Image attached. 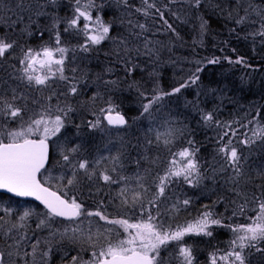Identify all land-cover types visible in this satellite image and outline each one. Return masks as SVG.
<instances>
[{
	"label": "snow or ice",
	"instance_id": "snow-or-ice-1",
	"mask_svg": "<svg viewBox=\"0 0 264 264\" xmlns=\"http://www.w3.org/2000/svg\"><path fill=\"white\" fill-rule=\"evenodd\" d=\"M10 0H0V21L6 18L7 13H11L15 19H9L10 25L23 24L20 34L32 35V26L35 24L40 27L39 20L41 17H48L50 24L46 26L45 31L54 33L51 39L40 45L38 48L23 49V64L20 77L27 80L29 85L42 86V89H50L51 94L45 97V103L40 105V111L32 112L25 120L24 116L31 110L28 107V97L24 92H17L12 88L11 95L0 91V189L15 194L19 197H35L46 209L43 213H36L32 209H25L18 216L19 223H11L9 227L3 228V217H0V231L8 236L14 229H25V222L33 215L37 216V229L50 227L56 218H65L77 227L64 228L63 231L56 229L49 233L50 239H55L59 244L67 240L72 245L87 243L90 251V259L82 260L78 256H72L70 264H169L171 255H162L166 252L172 242H176V259L179 264H194L195 256L193 255V246L185 243L186 236H206L212 237L214 226L228 227L234 235L229 243V251L219 257L221 261H227V264H253V257L259 255L261 264H264V191L257 195L255 192L247 191L249 185L253 182V177L246 171L245 163L247 157L242 151L243 146L256 144L259 140L264 145V125L257 120V127L253 130L252 136L240 140L236 143L232 139L225 140L224 137L229 135L224 132L220 137V144L217 148V155L223 161V164L217 168L210 166L204 171L202 165L197 160L199 149L194 146L192 140H188V147L172 152L171 146L176 142L178 135H183V130L176 125L181 123L176 118L165 120L159 127L149 126L142 136H131L133 129L141 118L148 120L152 125L157 124L155 113H159L164 108L166 98L180 94L182 90L197 85L200 81L199 73L202 72V61H195L197 65L194 71L186 80L180 82L178 86L172 87L170 91H164L158 84L152 89L151 95H146L140 91V85L133 81L128 85L129 88H135L138 94L147 100L141 104V111L138 117H126L123 114L120 105L112 98V89L106 88V93H101L98 89L101 84L104 86L111 85L113 88L118 87L120 81L103 80L101 74L96 76L91 84L96 85L97 91L90 97L87 102H80L79 107L83 108L87 103L93 119L86 120L83 123L90 130L101 133L106 141L103 145L104 151L108 155L99 153L91 156V153L84 148V143H70L71 137L65 138L64 145H57L59 155L58 160H50L49 139L56 136L58 139L62 129L72 125L71 114L77 111L70 102V98L81 94V87H88V72L71 65L76 62L78 52L89 53L99 46L105 40L112 43L111 55L115 61L120 63L125 70V74H131L138 67L137 58L141 55L147 57L159 58V53L152 45V40L146 35L151 31L148 23L139 21H128L127 36H110L112 29L111 22L105 23L100 16L93 19L91 12L83 9L95 8L94 0H89L85 5H81L80 0H75L76 7L71 19L59 16L57 11H47L49 7L55 9L59 0H16L13 7H9ZM126 7H130L128 0H122ZM177 0H169V3H176ZM186 2L190 8L199 9L204 0H181ZM146 7L135 9L136 12H142L145 18L155 20L159 17L161 22L166 25V30L175 33V29L167 19L164 12L171 9L168 4L163 5V10L157 8L156 3H148L143 0ZM155 10L154 12L151 10ZM251 9V13L249 12ZM260 17L261 22L258 30L252 33L253 36H259L264 41V9L254 7L252 4L244 9V15L236 19L237 24L256 23L250 20L251 14ZM179 19V14H174ZM232 14L229 13V16ZM83 18L86 23L80 28L79 22ZM65 24L63 34L69 39H62L60 25ZM206 21L200 25L201 33L206 29ZM44 32H40L43 38ZM84 37V42L76 45L71 44V39ZM178 35V34H177ZM142 41V43H141ZM158 43V42H157ZM17 41L10 39L6 34L0 35V58L9 53L14 47H17ZM234 51V50H233ZM72 53L69 58V53ZM66 61H68L67 71L71 75H66ZM155 62V61H153ZM219 58L209 59L207 63H219ZM231 63L246 64L243 57H238ZM112 67L105 68V73H112ZM81 74L78 76L77 73ZM151 75L158 77L157 72ZM62 82V85H58ZM62 87L63 91L57 95V89L53 86ZM222 91L219 89H208V92ZM200 92L196 93L195 100L186 101V106L191 107L204 113L199 106ZM207 94V93H205ZM64 100L61 102L60 97ZM107 96V98H105ZM55 98L57 103L53 106L50 102ZM97 101H102L104 106L96 107ZM259 112H257V117ZM255 119V118H254ZM131 121V122H130ZM205 124L211 126L214 121L213 112L203 114ZM15 122L17 127H10ZM250 121L249 123H252ZM76 136L82 138L81 126L74 125ZM221 127H230L224 124ZM163 129V131L161 130ZM139 130V129H137ZM234 134V133H233ZM135 139L136 143L132 140ZM142 141V143H141ZM163 146L171 154V158L165 161L166 167L163 168V175L157 173L154 184L155 194L148 200L149 208H145L144 194L149 189L145 187L143 181L146 176L150 175V170L144 168L140 171L141 164H157L158 158H151L148 155L149 148ZM137 152L138 158L132 160L136 165L137 173L132 177H127L121 173L126 168V162L131 157L130 150ZM59 175H52V171ZM47 173V175H42ZM227 173L230 175L226 176ZM116 177L114 179L113 177ZM220 178L225 185H230L232 195L243 201L237 205V211L233 215H243L247 205L255 203L257 205V214L249 218L246 224L226 225L221 218H217L206 205L202 211L192 221L185 222L184 225H169L165 228L164 223L158 219L161 216L160 204L162 198L167 199L166 190H170L171 184L176 181L196 188L205 184V181L217 183ZM256 178L264 179V167L256 171ZM42 180L44 182H42ZM51 180H56V190H52ZM97 180L111 184H122L117 194L121 203L129 206L130 211H135L143 218L136 222H130V218H110L101 208H105L103 201H100L96 210H89L85 207L82 196L78 194L83 187H87ZM85 182H88L86 184ZM130 182H134L136 187L132 188ZM48 183L49 186H45ZM258 190H264V185H256ZM99 191V189H97ZM73 193L69 195L68 193ZM189 199L178 201L172 205L169 211H178V205L187 207L190 204ZM236 203L235 200L232 201ZM152 207L155 208L156 216L152 215ZM5 213L11 214V208H4ZM93 217L103 224H96L95 230ZM85 225V227H81ZM103 228V231L101 230ZM115 229V233H114ZM113 234L115 239H113ZM25 236L21 235L20 239ZM104 243L101 244L100 240ZM14 239L15 247L19 245L20 240ZM41 243L37 240L31 247L32 256L35 258L38 245ZM48 251L43 253L47 257L52 251L50 241H45ZM81 251L85 249H80ZM17 253L19 249H16ZM12 252L5 253L0 251V264H10L6 261V256L11 257ZM27 256L28 254L25 253ZM212 264H217V256L212 254Z\"/></svg>",
	"mask_w": 264,
	"mask_h": 264
},
{
	"label": "trees",
	"instance_id": "trees-1",
	"mask_svg": "<svg viewBox=\"0 0 264 264\" xmlns=\"http://www.w3.org/2000/svg\"><path fill=\"white\" fill-rule=\"evenodd\" d=\"M15 2L16 0H10L9 7H13ZM88 2L89 0H80L81 5ZM152 2L153 0H148V3ZM154 2L157 8H161V10H163L164 4H168L171 12L165 11L164 15L168 23L175 29V33L166 30V25L161 22L159 17H156L153 21L150 18H145L142 12L135 11L137 8L146 7L143 0H128L130 7H126L122 0H94L95 8H82V10L90 11L93 19L100 16L106 24L111 22L112 29L109 35L113 37L128 35L129 20L148 23L151 31L146 35L152 40L153 43L150 47L157 49L159 58L157 60L155 57L141 55L136 61L139 67L131 74L126 75L124 68L111 55L112 43L109 40L95 46L94 50L89 53L78 52L76 62L71 66L87 70L89 86L81 87V94L70 98L69 102L77 108V111L71 114L73 124L68 125L66 129L58 134L59 139L55 137L50 141V160L59 159L57 145H64L67 137H71L70 143L83 142L84 148L91 153L92 157L98 154L97 149H99L100 154L108 155L103 148L106 142L103 135L98 131L88 129L83 123L86 120L93 119L87 103L83 108L79 107L80 102L89 101L90 97L97 91L96 85L91 84V81L95 80L98 74H101L103 80L119 79L118 87L113 88L111 85L104 86L101 84L98 90L101 93H106V88L112 89V98L120 105L123 114L126 117H138L141 104L146 103L147 100L142 98L135 88H129V84L137 81L140 85V91L146 95L152 94V89L156 87L157 82L164 91H170L172 87L178 86L194 71L197 66L194 63L195 61H202L201 67L203 70L199 73L200 81L197 85L182 90L180 94L166 98L164 108L159 113H155L156 125H152L150 121L141 118L137 125L130 130L132 137L142 136L149 126L159 127L165 120L176 118L181 122L176 127L183 130V135L177 136L175 144L171 146L172 152L188 147L187 141L192 140L194 146L199 149L197 160L202 165V171L210 166L219 168L223 164L216 150L220 144L219 137L224 132L229 133L227 137H224L225 140L232 139L236 143L252 136L253 130L257 127V120L261 125H264V41L261 37L252 35L258 30L261 20L259 16L253 13L250 20H254L256 23L237 24L235 22L236 19L244 15V9L248 8L249 4L264 9V0H204L199 9L190 8L186 2L182 3L181 0H177L174 4L169 3V0H154ZM75 7V0H59V4L55 9L49 7L47 11H57L59 16L71 19ZM151 11L154 12L155 10ZM249 12L251 13V9H249ZM177 13L179 19L174 15ZM229 13L232 15L229 16ZM9 17L15 19L10 12L6 14V18L0 21V35L6 34L10 39L17 41L18 46L6 53L3 58H0V91L6 92L8 96L11 95L10 90L12 88H15L18 93H25L28 97V107L31 110L24 116V119L27 120L28 115H31L32 112L40 111V105L46 102L45 97L51 94V90L42 89V86L34 84L29 85L26 79H20L23 75V64L20 63L23 59L22 50L29 47L38 48L48 42L54 33L45 31L46 26L50 24L48 17L40 18L38 22L40 27L35 24L32 26V35L20 34L23 24L10 25ZM204 21L207 22L206 29L201 33L200 25ZM65 26L62 23L60 31L62 39L67 40L69 37L63 34ZM79 26L83 28L81 22ZM41 31L44 32L43 38L40 36ZM70 42L72 45L82 43L84 37L81 35L78 39H71ZM238 57H243L247 63L230 62L235 61ZM214 58H219L220 62L216 64L207 63L209 59ZM68 66L67 63L65 72L66 75H71L67 71ZM107 67H112L114 71L105 73L104 70ZM154 71L159 74L158 77L151 75ZM80 74V72L77 73L78 76ZM58 85H62V82H58ZM53 87L57 89V95L63 91L62 87H57V85ZM210 88L222 91L208 92ZM198 91L201 93L199 97L200 108L204 110V113L213 112L214 121H219V125L216 123L211 126L205 124L203 121L204 113L194 110L191 105L186 106V101L197 98L196 93ZM60 99L63 102L64 97L61 96ZM50 103L55 106L57 101L53 98ZM101 106H104L103 102L97 101L96 107ZM257 112H259L258 117ZM250 121L253 122L249 123ZM224 124L230 125V127L220 126ZM74 125L81 126L82 138L76 136ZM10 127L15 128L17 124L13 122ZM161 130L163 131V129ZM132 142L136 143L135 139ZM242 151L244 156L247 157L245 169L253 177V182L249 185L247 191L250 194L255 192L259 195L260 191L264 190H258L256 185H264V179L256 178V171L264 167V145L258 140L251 147L243 146ZM130 152L131 157L126 162L125 170L121 173L127 177H132L137 173L136 165L132 163V160L138 158L137 152L134 149H131ZM148 155L151 158H158V160L156 165L143 162L141 164L140 171L148 168L151 173L143 181L145 187L149 189L148 193L144 194L145 208L150 207L148 200L155 194L154 181L157 173L163 175V168L166 167L164 162L171 158V154L163 146L149 148ZM52 174L58 175L55 171ZM227 175H230V173L225 175V179ZM113 178L116 179L115 176ZM85 183L88 184V182ZM50 184L52 188L56 187L54 180H51ZM46 185L49 186L48 183ZM130 186L132 188L136 187L134 182H130ZM121 187L122 184L120 183L109 185L102 180L88 184L87 187L81 188V196L84 199L85 207L89 210H96L100 201H103L106 207L100 210L104 211L110 218H130V222L142 219L141 215L135 211H130L129 206L121 203L117 195ZM166 196L167 199L162 198L163 203L160 204L161 216L158 218L164 223L165 228L169 225L175 227L176 225H184L187 221H192L205 210L206 205L226 225L246 224L249 222L250 217L257 214V205L250 202L243 215H233V212L237 211V205L243 203V201L232 195L230 185H225L220 178L217 179L215 184L211 181H205L204 185L196 188L184 183L182 180L179 182L174 181L170 186V190H166ZM184 199L191 201L187 207L178 205V211H169V209H172L173 204ZM233 200L236 201L235 204L232 203ZM14 203H24L33 206L36 210L46 211L34 202L19 200L0 193V206H11ZM151 210L152 215L156 216L155 208L152 207ZM14 218L11 217L15 220ZM92 219L94 223L93 230H95L96 224H103V222L97 221L95 217ZM101 230L103 231V228ZM212 231V237L186 236L184 238L185 243L193 246L194 264H212V254L217 256V264H227V261H221L219 257L230 250L229 243L234 239L233 232L228 227L221 226H214ZM113 239H115L114 234ZM100 243H104L102 238ZM78 245L76 246L79 249H85L80 251L86 253V247L89 245L86 242ZM168 254L171 255L169 264H179L176 259V242H172L167 251L162 252V255ZM72 256L70 252V257L66 256V258L57 260L56 264H63L66 259H70ZM253 264H261L259 255L253 257Z\"/></svg>",
	"mask_w": 264,
	"mask_h": 264
},
{
	"label": "rangeland",
	"instance_id": "rangeland-1",
	"mask_svg": "<svg viewBox=\"0 0 264 264\" xmlns=\"http://www.w3.org/2000/svg\"><path fill=\"white\" fill-rule=\"evenodd\" d=\"M80 22L82 25L86 23V21L81 18ZM79 22V24H80ZM72 53H69V56H71ZM67 61H66V67H67ZM66 74V72H65ZM63 130V129H62ZM61 130V131H62ZM95 131V130H93ZM58 135V134H57ZM54 137H51L49 140L51 141ZM101 142V141H100ZM53 173L54 171L51 170ZM42 175H47V173H42ZM55 175V174H52ZM59 175V173H58ZM42 182H44L42 180ZM55 186L57 181L54 180ZM48 186V185H47ZM56 190V187L53 188ZM69 195H72L73 193L69 192ZM81 196V190L78 194V198ZM4 208H11L13 211L11 214L5 213L3 211ZM25 209H32L36 213H43L45 211L42 210H36L33 206H30L28 204H16L14 203L11 206H0V216L3 217V228H7L10 226L11 223H19L18 216L23 213ZM11 217H15L11 219ZM37 223V216L33 215L30 217L26 222V228L25 229H14L11 233H9L8 236H5L2 231H0V251L12 252L13 255L9 258L6 256V261H10V264H56L57 260H61L63 258L70 257V252L74 256H78L82 258V260H88L90 259V251L87 250L86 253H83L80 251L79 247L76 245L70 244L67 240L62 241L61 243L57 244L55 239H50L49 233L51 231H54L56 229H60L63 231L64 228H74L77 227L75 223L70 222H63L56 218V220L51 224L50 227H46L44 229H37L36 228ZM85 225H81L83 227ZM41 231H43L41 233ZM21 235H24V239H20ZM20 240L19 245H16L15 247H10L11 245H14V239ZM37 240H40L41 243L38 245L35 258L32 256V245L36 243ZM50 241L52 245V251L47 256L44 257L43 253L48 251V247L45 244V241ZM19 249V252L17 253L16 249ZM89 246L86 247L88 249ZM25 253L28 255L26 256ZM71 258L66 259L63 264H70Z\"/></svg>",
	"mask_w": 264,
	"mask_h": 264
},
{
	"label": "water",
	"instance_id": "water-1",
	"mask_svg": "<svg viewBox=\"0 0 264 264\" xmlns=\"http://www.w3.org/2000/svg\"><path fill=\"white\" fill-rule=\"evenodd\" d=\"M49 146H50V140H49ZM45 186H47V185L45 184ZM52 190L55 191V189H53V188H52ZM0 193L10 195V196L15 197L17 199L32 201V202H34V203H36V204H38L44 208L43 204L40 201L36 200L35 197H19V196H16L15 194L7 192V190H4V189H0ZM58 219L63 220V221H68L65 218H58Z\"/></svg>",
	"mask_w": 264,
	"mask_h": 264
}]
</instances>
